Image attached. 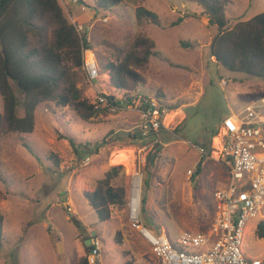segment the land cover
Listing matches in <instances>:
<instances>
[{
	"label": "rangeland",
	"instance_id": "rangeland-1",
	"mask_svg": "<svg viewBox=\"0 0 264 264\" xmlns=\"http://www.w3.org/2000/svg\"><path fill=\"white\" fill-rule=\"evenodd\" d=\"M58 1L71 22L82 25L81 32L93 45L101 71L92 84L114 95L122 106L85 122L68 107L45 102L35 111L31 133L2 137L0 264H82L88 236L101 240V264H157L150 246L132 225L126 205L134 169L128 172L125 164H113L112 153L134 148L140 197L145 196V209L139 212L144 226L172 237L184 229L206 232L215 213L212 194L227 185L225 166L211 157L216 147L210 134L227 116L245 112L264 97V78L227 70L211 59L207 42L216 28L207 23L196 3L121 0L103 11L93 8V0ZM139 6L154 12L156 19L138 21ZM263 10L264 0H230L226 13L246 20ZM192 11L197 15L171 25ZM103 16L108 17L106 22L100 20ZM139 36L152 39L155 48L143 72L146 84L138 88L153 93L161 108L181 111L169 123L168 113V128L148 137H137L139 104L128 107L123 90L111 88L102 70L107 61L115 60L118 50L129 49ZM181 42L190 43V48L181 47ZM77 86L89 101L98 92L83 71L78 72ZM58 133L72 136L78 152L67 139H58ZM153 145L159 147V158L155 167H147L146 154ZM196 146L209 150V156L200 155ZM86 156L91 159L87 165ZM112 165L122 166L112 183L125 188V203L112 207L108 221L99 222L83 192ZM260 225L264 226V217L246 224L241 245L246 257H264V237L257 234Z\"/></svg>",
	"mask_w": 264,
	"mask_h": 264
},
{
	"label": "trees",
	"instance_id": "trees-1",
	"mask_svg": "<svg viewBox=\"0 0 264 264\" xmlns=\"http://www.w3.org/2000/svg\"><path fill=\"white\" fill-rule=\"evenodd\" d=\"M185 1L199 5L202 9L200 14H205L207 23L216 28L209 49L210 57L217 65L264 78V10L246 20L232 19L226 13L230 0ZM75 2L81 3V0ZM93 3L94 9L104 11L117 6L121 0H93ZM136 14L138 21L142 18L156 19L154 12L142 6L136 8ZM194 15L197 14L188 12L183 16ZM181 20L179 17L171 25ZM76 23L66 16L58 0H0V151L3 136L15 132L28 134L34 130L35 111L45 102H52L57 108L68 107L85 122H93L98 115L111 114L107 104L95 108L77 86L78 72H84L82 50L93 45L86 33L77 31ZM180 46L187 49L191 44L181 42ZM154 48L152 39L139 36L129 49L118 50L115 60L107 61L102 67L109 75L111 86L123 90L129 104L134 100L132 93L146 84L143 72L148 68ZM84 75L87 78L85 72ZM147 92L151 94L149 90ZM107 100L109 104L122 106L112 94L107 96ZM217 133L218 129L213 130L211 139ZM137 135L141 137L139 132ZM62 138L67 139L73 150L78 152L72 136L58 133V139ZM203 149L208 157L209 150ZM159 152L158 146L151 147L146 154L147 167H155ZM121 169V165H112L102 178L83 192L99 222L108 221L112 207L125 203V188L112 183ZM140 209H145L142 193ZM3 219L0 211V247ZM153 230L161 232V229ZM257 234L264 237L263 225L259 226ZM84 248L88 253L89 246ZM81 263L87 264L86 259L83 258Z\"/></svg>",
	"mask_w": 264,
	"mask_h": 264
},
{
	"label": "built area",
	"instance_id": "built-area-1",
	"mask_svg": "<svg viewBox=\"0 0 264 264\" xmlns=\"http://www.w3.org/2000/svg\"><path fill=\"white\" fill-rule=\"evenodd\" d=\"M100 20L106 22L108 17L103 16ZM75 26L77 31L82 30L81 24ZM82 58L89 82L98 79L100 67L94 50L83 48ZM109 95L98 91L91 103L95 108L107 104L112 114L119 106L108 103ZM132 95L133 103L126 102V105L139 104V123L136 128L141 137H148L167 128L162 118L165 109L160 107L155 96L144 93L140 88ZM217 138L218 147L213 151L216 154L211 157L225 166L227 185L214 190L212 194L215 213L206 232L184 229L174 237L165 231L156 233L141 223L139 206L137 215L131 213V188L129 190L126 205L130 220L141 238L150 246L157 264H264V257H246L241 247L247 222L257 216L264 217V97L248 105L245 112L223 119ZM195 148L200 155L205 154L202 147ZM90 161L89 156L84 158V164ZM133 162L132 176L140 175ZM90 238L92 242L85 256L86 262L101 264V240L96 236Z\"/></svg>",
	"mask_w": 264,
	"mask_h": 264
},
{
	"label": "bare ground",
	"instance_id": "bare-ground-1",
	"mask_svg": "<svg viewBox=\"0 0 264 264\" xmlns=\"http://www.w3.org/2000/svg\"><path fill=\"white\" fill-rule=\"evenodd\" d=\"M178 114L177 111L169 112L167 116V123L171 121V119ZM214 147H218V139L213 141ZM215 148V149H216ZM134 148L127 147L125 149H120L114 151L111 155V162L113 164H125L128 168V172H131L134 169L133 158H134ZM140 188H141V177L139 175L132 176V187H131V213L136 214L138 213V206L140 200Z\"/></svg>",
	"mask_w": 264,
	"mask_h": 264
},
{
	"label": "crops",
	"instance_id": "crops-1",
	"mask_svg": "<svg viewBox=\"0 0 264 264\" xmlns=\"http://www.w3.org/2000/svg\"><path fill=\"white\" fill-rule=\"evenodd\" d=\"M192 12H193V11H192ZM186 13H188V12H186ZM181 17L183 18L184 16L182 15ZM206 21H207V20H206ZM210 40H211V39H209V41L207 42L208 45H209V43H210ZM103 75H105V76L108 77V78H107V79H108L107 82L110 83V82H109V75L106 74V73L103 74ZM93 81H94V80H93ZM93 81H92V82L90 81L89 84L93 87V89H95L96 91H98V88H97V87H94V85L92 84ZM146 81H147V80H146ZM223 85H224V84H223ZM110 86H111V85H110ZM111 88H114V87L111 86ZM102 91H103V90H102ZM103 92H104V91H103ZM105 93H106V92H105ZM108 94H109V93H108ZM253 102H254V101H253ZM125 106H126V105H125ZM128 107H129V106H128ZM175 111H177V112H178V111L181 112L179 108H178V109H175V108H174V109H170V110L168 109V111H167V109H165V114H164V116H162V118H163V123H164L166 126H167V124L165 123V117H166V115H167L169 112L171 113V112H175ZM179 112H178V113H179ZM137 114H138V111H137ZM181 114H182V113H181ZM138 118H139V116H138ZM221 123H222V122H221ZM219 127H220V125H219L218 127H215L214 129H218V132H219ZM167 128H168V127H167ZM217 134H218V133H217ZM217 134H216L215 136H213V138H212V146H213L214 137H216L215 139H218V138H217ZM86 239H88V238H86Z\"/></svg>",
	"mask_w": 264,
	"mask_h": 264
},
{
	"label": "water",
	"instance_id": "water-1",
	"mask_svg": "<svg viewBox=\"0 0 264 264\" xmlns=\"http://www.w3.org/2000/svg\"><path fill=\"white\" fill-rule=\"evenodd\" d=\"M81 3L84 4V1L81 0ZM92 242V238H88L84 241L85 246H90V243Z\"/></svg>",
	"mask_w": 264,
	"mask_h": 264
}]
</instances>
